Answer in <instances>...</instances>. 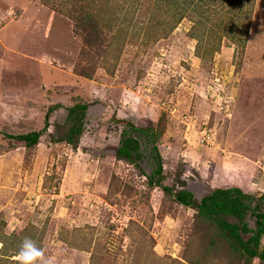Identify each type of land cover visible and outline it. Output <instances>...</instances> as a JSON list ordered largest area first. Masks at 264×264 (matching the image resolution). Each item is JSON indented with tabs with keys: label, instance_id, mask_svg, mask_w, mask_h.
Segmentation results:
<instances>
[{
	"label": "rangeland",
	"instance_id": "1",
	"mask_svg": "<svg viewBox=\"0 0 264 264\" xmlns=\"http://www.w3.org/2000/svg\"><path fill=\"white\" fill-rule=\"evenodd\" d=\"M184 1L0 0V264L25 238L51 264L231 263L215 228L149 185L151 145L117 157L128 125L149 127L173 194H264V0ZM40 131L30 148L3 137Z\"/></svg>",
	"mask_w": 264,
	"mask_h": 264
},
{
	"label": "trees",
	"instance_id": "2",
	"mask_svg": "<svg viewBox=\"0 0 264 264\" xmlns=\"http://www.w3.org/2000/svg\"><path fill=\"white\" fill-rule=\"evenodd\" d=\"M238 1L229 0V5L239 3ZM242 3H249L250 7H253V0H242ZM181 5L194 9L193 5H196V2L195 0H185ZM181 5L173 8L174 11H180L179 19L184 14V8ZM100 13L101 10L98 9V11L91 13L90 16L96 18ZM103 15L104 13L100 16L102 17ZM103 20L97 21V23H104L107 26L104 29L111 30L114 27L112 21L107 22ZM88 22L87 25H92L91 28L95 30L92 23H96V19L93 22ZM86 109L85 105H75L67 109L65 121L67 132L59 140L60 143L72 147L77 145L76 143L83 132L82 125ZM44 129H48L46 120ZM42 132H33L21 136L4 135L3 137L7 140H15L21 144L23 143L25 148H30L38 144ZM134 134L135 136L132 137ZM157 139L158 135L154 133L152 128H136L128 125V131L121 133L117 157L120 160L135 163L142 159L140 150L143 148L141 147L143 141L151 145L155 169L147 179L149 185L158 187L164 193L171 195L177 204L196 210V217L200 222H204L210 225L211 228H215L217 233L214 235H216L217 240L214 241L212 239L209 242V246L213 249H220L223 253L227 252V255L230 256V264H251L253 260H258L259 263L264 264V194H246L238 187H230L227 189L217 188L211 190L198 203L195 202L193 195L186 191H179L173 194V191L162 185L160 176L162 174L161 160L155 154ZM225 218H231L235 222L229 223ZM248 218L253 220V228L249 227V223L247 222ZM0 261L1 263L8 262V260Z\"/></svg>",
	"mask_w": 264,
	"mask_h": 264
},
{
	"label": "clouds",
	"instance_id": "3",
	"mask_svg": "<svg viewBox=\"0 0 264 264\" xmlns=\"http://www.w3.org/2000/svg\"><path fill=\"white\" fill-rule=\"evenodd\" d=\"M15 264H51V260H45L43 248L38 247L30 238H25L16 254Z\"/></svg>",
	"mask_w": 264,
	"mask_h": 264
}]
</instances>
